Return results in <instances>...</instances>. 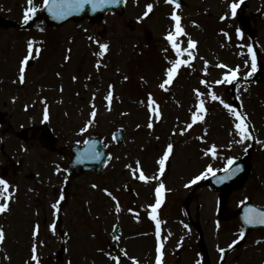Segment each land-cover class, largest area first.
<instances>
[{
    "label": "rangeland",
    "instance_id": "rangeland-1",
    "mask_svg": "<svg viewBox=\"0 0 264 264\" xmlns=\"http://www.w3.org/2000/svg\"><path fill=\"white\" fill-rule=\"evenodd\" d=\"M140 1H131L125 16L108 14L95 22H70L51 32L54 40L46 43L43 58L24 66L23 82L19 79V70L28 55L26 46L31 42L35 54L44 25L32 20L24 28L0 26V123L3 124L0 125V150L2 146L6 149L3 156L0 155V165L8 169L14 185L22 184L21 198L16 203L12 201L14 210L0 218V228L6 232L0 241V264H36L33 255L38 257L40 264H152L151 232L145 230V237L141 236L142 225L132 218L130 209L132 202H139L137 205L144 209L152 201L156 192V168L169 144L173 149L165 164L169 165L170 173L174 171L176 175L179 172L181 176L186 171L200 175L203 166L211 165L214 170L220 165L223 168L229 159L239 157L253 145L254 172L241 187L232 191L224 202L226 209L222 208V211L232 212L238 202L250 194L253 201L264 205V80L259 86L244 87L241 83L237 86L236 94L243 106L240 115L251 122L249 126L245 121L251 134L247 139L236 128L237 117L224 106L232 105L230 91L225 95L224 86L230 89L234 81L225 82V76H230L237 68V75L250 76L248 73L252 72L251 54H245L251 42L245 36L240 40L235 37L238 32L231 15L230 5L241 0H185L182 8H170L165 0H156V8L162 4L163 13H170L168 24L160 12L158 14L165 22H156L158 15L144 22L143 9L146 10L149 4L148 0ZM42 2L32 0L31 6L37 9L33 16L40 14ZM28 7V0H0V14L23 26ZM246 11L255 17L257 38L255 46H251L254 51H259V54L255 52L257 69L264 66V0H249ZM173 13L181 18L184 31L175 36L177 45L187 49L189 40L196 44L189 49L191 55L186 51L177 56L173 42L169 41V47L175 51L168 63L177 59L187 63L178 67L175 82L162 89V62L157 56L152 62H144L141 68L131 69L129 65L147 44L151 47L147 53L150 59L151 54H156V48L167 49L168 45L162 44V35L168 30L175 35L176 22L171 21ZM132 17L137 21L135 26L128 23ZM197 19H203L204 23L201 21L200 24ZM147 29L153 33L150 42L144 37ZM233 40L238 42L237 53L234 61L227 63L226 73L222 71V51ZM105 43L109 46L106 51L100 48V44ZM102 51L103 55L100 54ZM225 54L223 59L228 61ZM60 62L66 64L63 70ZM58 70H62L60 82L56 75ZM139 76H145L152 84L148 89H152L153 94L148 98L158 101L154 106L157 108L147 105L148 98L137 100L141 95L138 90L132 94L128 92L130 86L137 84ZM164 92L169 93L166 96ZM109 93L115 108L106 99ZM212 93L220 100H213ZM201 100L206 111L202 120L193 122V114ZM45 110L57 136L56 148L82 142L94 133L111 147L112 156L100 176L85 173L71 179L66 173L68 158L55 151L46 155L34 138L26 141L18 138L21 127L38 124ZM91 112L98 113L93 117ZM150 112L153 113L149 115ZM189 125L192 126L190 129ZM119 126L125 127L127 133L124 142L116 146L112 133ZM10 128L9 132L5 131ZM81 129L85 130L82 132ZM213 146L215 155L211 151ZM7 152L22 165L19 171L8 162L12 157H6ZM141 171L150 177L147 182L138 179ZM168 178L169 189L171 184L180 185L172 188L175 191L168 198L171 206L164 214L173 224L180 213H185L183 202L190 190L182 188L185 178H177V181ZM131 192L133 197L128 196ZM215 196L208 188H202L196 192L195 202L190 204L193 216L195 206L200 204L205 243L212 253L213 246L220 243L228 250L227 245L236 235L228 230H222L219 235L214 223L210 222L216 210ZM170 210L178 216L169 215ZM227 220H230L229 216ZM225 223L237 228L238 221ZM115 225L120 227L121 236L118 248L112 249L108 241L113 238ZM188 226L183 228L180 220L167 228L172 235L179 230L188 235L192 232V227L188 230ZM244 236L237 250H231L223 264H264V242L256 241V237L262 238L264 234L246 232ZM183 254L193 255L186 249ZM170 259L175 261L176 258L171 255ZM180 264L191 262L183 260Z\"/></svg>",
    "mask_w": 264,
    "mask_h": 264
},
{
    "label": "snow or ice",
    "instance_id": "snow-or-ice-1",
    "mask_svg": "<svg viewBox=\"0 0 264 264\" xmlns=\"http://www.w3.org/2000/svg\"><path fill=\"white\" fill-rule=\"evenodd\" d=\"M116 2H117V0H74L73 6L76 9L79 10V9H83L85 4H91L93 10H96L97 8L103 7L105 3H116ZM167 2H175V0H167ZM28 3H29V7L27 8V10H26V12H25V14L23 16L24 23H27L30 19H32V16L37 11V9L34 6H31L32 5V0H28ZM45 3L47 4L48 0H45ZM152 7L153 6L151 4L147 5L148 11H151ZM177 7H179L178 4H177ZM238 7H239V3H237V2H233L230 5L231 15L232 16L236 15ZM144 15L147 16L148 12H145ZM224 18L225 17H221V19H224ZM173 19L176 22V24H175V35L172 34V33H169L167 39L169 41L173 42L172 46H173V48L176 49L177 56H182L183 53L186 52V51L189 52V55H191V52L189 51V49L195 47L196 41L189 40L188 41V48L187 49H181L177 45V43L175 42V36H179L181 34H184L183 28L181 27V24H180L181 18L178 15H176L175 13H173ZM237 32H238V34H242V33H240L239 29H237ZM108 47L109 46L106 43L105 44H100V48L102 50L106 51L108 49ZM32 48H33V45H32L31 42H29V44H28V49H29L28 55L24 57L23 61L21 62V68L19 70L20 71L19 79H20L21 82H23L24 79H25V67L24 66L27 65L29 57L32 55ZM248 52L251 54V68H252V72H254L256 70V53L253 50L251 45H248ZM100 54L103 55V51ZM185 63H187V61L182 60V59H177V60H175L173 62V66L169 67L167 69V72H166L167 79H165L164 82L160 84V87L162 89L165 88L166 85H168V84H170L172 82L173 76L177 72L178 67L180 65H182V64H185ZM237 72H238V68L236 70L232 71L230 76L226 75L225 76V82H231L232 80H235L237 78ZM252 72H249L248 75H251ZM202 83H206V82L202 81ZM216 83H221V81H216ZM111 98H112L111 97V93H109V95H108V97H106V99L111 100ZM212 99L213 100H220V97L217 96L215 93H212ZM221 103H223L222 100H221ZM153 104H154V101H153ZM151 106L152 105H150V107ZM224 106L226 108H228L230 111H232V114L237 117V119L239 120V123L236 124V128L238 130H240L241 136H243L245 139H247L251 134L247 131V127L245 125V118L242 117L240 115V113L236 112L233 109L232 105L225 104ZM205 111H206V109L204 107V101L201 100L199 102L197 112L193 114V117H192L193 118V122H195L196 120H202L203 119V115L202 114L205 113ZM91 115L94 117L96 115V113L92 112ZM47 119H48V113H47V110H45L44 120H47ZM151 126L152 125L149 124V127H151ZM189 127H191V125H189ZM84 130L85 129H81L82 132ZM172 149H173V145L169 144L167 146L166 151L164 152L163 157H161V159L159 160L160 172L161 173L164 172L165 161L167 160L169 154L172 152ZM211 151H212V154L215 155V146H213ZM96 155H99V154L97 153ZM228 164L232 165L233 164V160L229 159ZM239 170H240L239 166H236L234 168H226L225 169L226 175L218 177L217 178V182H222L224 180L230 179L231 176L235 175V173L238 172ZM209 174L215 175V171H214V169L212 168L211 165H209L207 167L205 172H203L200 175L196 176L191 181V183L194 184V183H196L197 181L203 179L206 175H209ZM139 179L147 182L150 179V177L146 176L141 171L140 174H139ZM9 188H10L9 182L6 179L0 177V197H2L5 201L11 198V193H9ZM163 189H164V184L163 183L159 184V186L156 188V194H157L158 198L156 200V203L154 205H151L152 213H150V215L152 216L153 220H156L155 211L161 204V199L159 197H161V193H162ZM108 195L111 196V193L109 192ZM61 199H63V196H61ZM8 206L9 205H8L7 202L0 203V213H3L8 208ZM53 207L55 208L56 205H53ZM249 213H246L245 217H244L246 223L264 225V212L257 211L255 209H250ZM156 227H157V235H159V229H160L159 221H157ZM242 236H243V232H241V237ZM3 239H4V232H3L2 229H0V241H2ZM235 243H237V241H233V244H235ZM231 247H232V245L230 244L229 248H231ZM35 251H36V249L34 247L33 248V253H35ZM224 251H225V249H223V248L220 249L221 253H224ZM32 259L36 261V264H40V261H39V259H38V257L36 255H33ZM157 261H158V264H160V257H157Z\"/></svg>",
    "mask_w": 264,
    "mask_h": 264
},
{
    "label": "water",
    "instance_id": "water-1",
    "mask_svg": "<svg viewBox=\"0 0 264 264\" xmlns=\"http://www.w3.org/2000/svg\"><path fill=\"white\" fill-rule=\"evenodd\" d=\"M54 2L55 0H49L48 3L46 4L45 11L50 14H53L51 17V20L56 22V25L62 20L64 21L68 17H76V18H81L84 14H88L89 16L93 17L97 15L100 11L104 9H116L119 11H122L121 7V0H117L116 3H105L103 7L97 8L96 10H93L91 4H85L83 9H76L73 4L74 0H62L61 2H64V7L60 5L62 8L60 9H55L54 10ZM56 5H58V2H56ZM56 8V7H55ZM53 11L54 13H52ZM238 21L240 24L246 29V31L251 35L252 37L255 36L254 32L251 30V27L248 22V18L242 14L238 15ZM2 23H4L2 21ZM264 77V71H260L257 76L256 80H262ZM47 127H43L41 136L43 140H45L48 143H51L53 141L52 137L48 134V131L46 130ZM120 137V135H119ZM64 151V150H63ZM65 153H70L71 154V162L69 164V169L68 172L71 175H78L82 173L83 171L89 170L92 173H100L102 168L105 165L106 158L108 156V152L105 148L102 147L101 142L97 138H90L85 141L83 145H75L71 149H66L64 151ZM99 155H96V154ZM246 166V170L238 175L234 180H232L229 184L225 185L222 188V191L227 193L231 188L237 186L239 183H241L244 178L246 177L249 166L247 164V161L243 162ZM248 166V167H247ZM233 168V166L231 167ZM226 175V173H225ZM237 174H235L236 176ZM233 176V177H235ZM250 209H255L257 211H262L261 209H258L257 207L248 205L244 207V213H241L242 219L246 223L244 217L246 213H249ZM250 214V213H249ZM247 225L253 226V227H258L259 225L262 224H248ZM264 226V225H263Z\"/></svg>",
    "mask_w": 264,
    "mask_h": 264
},
{
    "label": "flooded vegetation",
    "instance_id": "flooded-vegetation-1",
    "mask_svg": "<svg viewBox=\"0 0 264 264\" xmlns=\"http://www.w3.org/2000/svg\"><path fill=\"white\" fill-rule=\"evenodd\" d=\"M218 216L220 217L219 218V221H222V217H225L226 215L224 214V213H222V211L218 214ZM194 248V247H193ZM197 250H198V252L200 253V255L202 254L201 253V251H200V249H198V246H197ZM208 250V253H209V259H210V262L212 263V259H213V257H215V253L213 254L209 249H207ZM193 251V250H192ZM193 255H195V252H193ZM189 256V259H192L191 260V263H194V262H197L196 260H195V258H194V256ZM220 259L222 260V254H221V256H220ZM200 263L201 264H203L202 262V257H200ZM222 264V263H221Z\"/></svg>",
    "mask_w": 264,
    "mask_h": 264
}]
</instances>
